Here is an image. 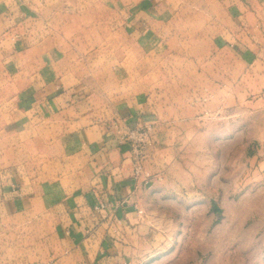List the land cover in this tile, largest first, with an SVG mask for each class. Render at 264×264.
I'll return each mask as SVG.
<instances>
[{
	"label": "rangeland",
	"instance_id": "rangeland-1",
	"mask_svg": "<svg viewBox=\"0 0 264 264\" xmlns=\"http://www.w3.org/2000/svg\"><path fill=\"white\" fill-rule=\"evenodd\" d=\"M19 1L26 9L25 24L16 40L27 37L28 46V37L37 35L44 50L52 45L61 52L49 62L39 57V84L61 75L69 86L78 82L80 92L91 98L96 124L105 128L114 121L113 110H138L140 103L158 117V123L113 126L117 146L129 153L133 178L142 190L149 189L133 198L139 204L135 225L141 229L126 264H264V161L259 163L256 148L264 142V86L239 84L236 74L216 67L218 60L213 69L208 65L214 38L231 27L221 0L202 9L183 5L162 36L129 30L126 0ZM197 1L206 0L183 4ZM62 18L69 22L64 28ZM231 41V49L236 48ZM228 77L230 83L223 82ZM126 101L135 104L125 106ZM146 125L152 129L144 148L120 141V131ZM161 127L173 130L164 148L172 161L153 183L144 165ZM18 222L37 227L35 257L47 262L57 246L51 224L41 216ZM30 236L21 235L23 258L29 256L24 249L30 247Z\"/></svg>",
	"mask_w": 264,
	"mask_h": 264
},
{
	"label": "crops",
	"instance_id": "crops-1",
	"mask_svg": "<svg viewBox=\"0 0 264 264\" xmlns=\"http://www.w3.org/2000/svg\"><path fill=\"white\" fill-rule=\"evenodd\" d=\"M211 1L126 0V9L131 10L126 22L129 30L161 35L183 5L202 9ZM220 5L231 27L214 38L208 65L213 69L218 60L220 66L216 67L227 69L228 75L236 74L239 84L244 81L252 87L250 81L261 89L264 0H221ZM25 10L19 0L0 2V264H126L141 229L135 225L139 204L132 203L133 198L149 189L142 190V183L133 178L129 153L117 146L113 126L158 123V117L155 112L148 114L150 109L140 103L138 110L135 106L113 110L114 121L105 128L96 124L88 106L91 98L80 92L78 82L69 86L61 75L52 80L46 77L39 84L43 69L39 57L49 62L61 52L52 45L44 50L38 44L43 38L37 35L28 37L32 40L28 46L24 45L27 37L16 40V34L24 33ZM68 24L62 18L61 26ZM231 39L238 44L236 48L231 49ZM223 82L230 83V77ZM161 129L144 165L153 183H158L172 161L164 148L173 130ZM256 148L260 163L264 161V142ZM122 202H126L123 208ZM101 205L109 208L97 213L95 208ZM39 216L46 218L51 224L49 232L57 237L47 262L35 257L37 227L18 222L21 217L32 220ZM24 233L31 236L30 247L24 249L29 256L23 258L20 239ZM7 250L15 256H7Z\"/></svg>",
	"mask_w": 264,
	"mask_h": 264
},
{
	"label": "built area",
	"instance_id": "built-area-1",
	"mask_svg": "<svg viewBox=\"0 0 264 264\" xmlns=\"http://www.w3.org/2000/svg\"><path fill=\"white\" fill-rule=\"evenodd\" d=\"M152 127L146 125L144 127L128 129L126 131H120V141L122 143H128L136 150L142 149L149 144L150 132ZM138 173V171H137ZM103 207V206H102ZM97 209V208H96Z\"/></svg>",
	"mask_w": 264,
	"mask_h": 264
}]
</instances>
